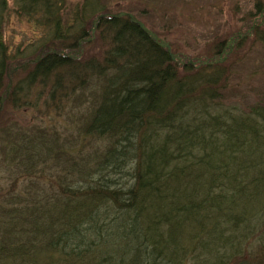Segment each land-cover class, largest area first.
<instances>
[{"label":"trees","instance_id":"16d2710c","mask_svg":"<svg viewBox=\"0 0 264 264\" xmlns=\"http://www.w3.org/2000/svg\"><path fill=\"white\" fill-rule=\"evenodd\" d=\"M68 1L16 2L49 48L27 59L13 103L40 87L46 104L89 110L76 148L45 132L0 134V264H264V96L226 103L218 63L180 70L126 15L98 20L109 48L81 61L106 9ZM7 49L0 25V104Z\"/></svg>","mask_w":264,"mask_h":264},{"label":"rangeland","instance_id":"374dc122","mask_svg":"<svg viewBox=\"0 0 264 264\" xmlns=\"http://www.w3.org/2000/svg\"><path fill=\"white\" fill-rule=\"evenodd\" d=\"M77 1L69 0V7ZM97 1L106 9L105 14H131L161 42H167L180 70L189 63L196 68L203 63H218L225 74L221 88L226 103L245 107L264 96V41L261 39V35L264 38V21L260 20L257 9L258 5L264 9V0ZM16 2L8 0L5 7L0 5L3 41L11 59L7 79L2 84L0 134L5 130H12V134L45 132L64 147L76 148L74 136L79 134L78 124L89 110L87 101L57 100L55 104H46L48 88L37 87L31 95L21 96L25 104L23 101L13 103L10 92L17 81L25 78L27 71L23 66L28 64L27 59L38 61L49 48L38 47L46 35L45 27L20 13ZM95 21L96 17L90 21V35L80 44L77 57L81 61L92 57L101 60L109 48L97 25L94 26ZM87 146L94 148L90 144ZM8 177L6 171L0 169L2 185L9 184Z\"/></svg>","mask_w":264,"mask_h":264},{"label":"water","instance_id":"95a60500","mask_svg":"<svg viewBox=\"0 0 264 264\" xmlns=\"http://www.w3.org/2000/svg\"><path fill=\"white\" fill-rule=\"evenodd\" d=\"M107 14H101V15H99L98 17H97V19H96V21L94 22V26H96V24H97V22H98V20L100 19V18H102V17H104V16H106ZM121 15H128L130 18H131V20L132 21H134L135 23H137L144 31H146L147 33H149L150 35H151V37L153 38V39H155L157 42H158V44L159 45H161V46H163V47H166L167 48V50H168V52L170 53V55H171V57L173 58V59H175V56L172 54V52H171V47H170V45L168 44V43H165V42H161L160 40H159V38L151 31V30H149L141 21H139L137 18H135L133 15H131V14H127V13H120V14H117V15H111V16H113V17H118V16H121ZM1 108H2V103H1V107H0V110H1Z\"/></svg>","mask_w":264,"mask_h":264}]
</instances>
